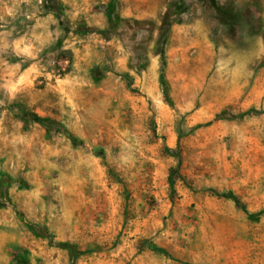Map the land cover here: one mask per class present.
Here are the masks:
<instances>
[{
    "label": "rangeland",
    "instance_id": "374dc122",
    "mask_svg": "<svg viewBox=\"0 0 264 264\" xmlns=\"http://www.w3.org/2000/svg\"><path fill=\"white\" fill-rule=\"evenodd\" d=\"M0 264H264V0H0Z\"/></svg>",
    "mask_w": 264,
    "mask_h": 264
},
{
    "label": "trees",
    "instance_id": "16d2710c",
    "mask_svg": "<svg viewBox=\"0 0 264 264\" xmlns=\"http://www.w3.org/2000/svg\"><path fill=\"white\" fill-rule=\"evenodd\" d=\"M173 185H174V182H171V187H172V189H173Z\"/></svg>",
    "mask_w": 264,
    "mask_h": 264
}]
</instances>
